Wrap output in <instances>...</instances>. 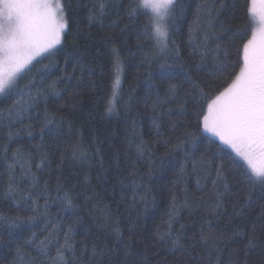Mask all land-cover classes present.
<instances>
[{
    "label": "snow or ice",
    "instance_id": "6c2138e0",
    "mask_svg": "<svg viewBox=\"0 0 264 264\" xmlns=\"http://www.w3.org/2000/svg\"><path fill=\"white\" fill-rule=\"evenodd\" d=\"M70 8L66 0H0V97L11 101L7 107H0V161L3 163L0 202L8 204L15 213L0 211V229H6L11 235L24 223L32 226L30 236L23 240L24 246L35 252L30 264H129L127 258L131 255V245L128 240L133 238L136 228V222L131 221V210L137 204H143L146 210L148 204L154 202L155 198L150 196L151 178L163 158L182 155L172 183L173 187L184 185V199L180 200L170 190L166 230L163 233L158 230L156 242L164 246L166 252L182 253L184 264H222L219 253L212 249H219L220 244H224L226 229H233V239L224 247H232L237 240L244 243L241 264H248V252L256 249L257 227L264 232V209L258 224L245 221L251 197L241 195L243 189L256 188L264 194V0H250L247 7L249 16L259 17V31H252L251 38L240 33L228 37L230 42L242 41L235 65L228 62V49L222 44L225 37L219 34L226 31L225 21L220 19L224 8L222 0H205L198 5L189 28V43L192 44L194 39L198 41L193 44L192 54L198 56L199 63L192 67L184 62L172 38L177 21L183 16V5L179 0H79L77 13L83 10L89 33L94 28L106 33L101 43L115 44L116 30L123 34L140 18L141 9L147 10L150 13L148 22L138 34L137 41L153 42L151 47L158 56V78L162 83L154 86V82L148 80L144 103L151 115L147 118V125L139 113L125 121L127 175L120 174V157L118 154L114 156L118 168L115 179L121 188V199L129 205L126 209L131 221L127 225L128 240L116 219L105 235L77 245L74 237L80 217L76 215L71 223L58 230V234L62 233V242L57 240L53 246L54 237L50 231L54 227L50 215L53 205L63 211L77 207L74 199L77 193L74 186H66L70 178L65 176L62 168L67 149L60 153L58 160H53L41 145L35 146V152L25 148L20 132L26 130L29 137L32 135L30 122L34 116L39 118L36 110L41 105L44 106L40 121L42 132L64 123L62 116L49 112L48 104L50 100L58 103L57 98H62L68 88L74 87L70 81L74 78L75 66L72 75L66 69L75 57L65 55L64 69L59 68L57 59L65 53L67 41L75 38L70 35ZM121 21H125L123 26ZM88 39L96 37L89 36ZM112 55L117 75L113 97L106 108L108 113L115 111L118 102L116 89L122 70L118 48H112ZM209 56L213 68L205 71ZM142 62L151 77L153 58L145 55ZM201 71L224 83L211 90L210 83L200 77ZM61 83L65 85L63 89ZM77 95L78 92L73 90L71 98L74 100ZM149 99L150 105L147 103ZM146 136L149 139H145ZM158 148H163L162 155H157ZM71 155L82 162L88 160L82 142L72 146ZM98 159L103 169V158ZM138 161L146 162V173L139 172ZM188 164L197 173L196 188L191 193L185 182ZM202 179L205 182L202 183ZM89 182L87 175L80 181L85 188ZM125 192L131 193L130 199L124 198ZM189 196L200 201H205L206 196L211 199L189 204ZM185 207L190 211L205 210L190 238L185 234L184 224L180 223L179 229L175 227L180 210ZM105 218L114 219L110 215ZM56 219L59 220V215ZM41 222L44 226L39 229L40 234L48 233L43 238L34 230ZM248 225H251L250 231L246 230ZM140 243L143 244L142 238ZM260 250L264 252V248ZM19 252L20 248L17 249ZM122 254L124 259H121ZM213 255L217 256L215 261L211 258ZM136 259L139 264H147L146 259Z\"/></svg>",
    "mask_w": 264,
    "mask_h": 264
},
{
    "label": "trees",
    "instance_id": "16d2710c",
    "mask_svg": "<svg viewBox=\"0 0 264 264\" xmlns=\"http://www.w3.org/2000/svg\"><path fill=\"white\" fill-rule=\"evenodd\" d=\"M78 2L79 0H66V3L71 5L69 15L72 21V31L70 35L75 38L67 41L65 53L57 57L60 69L65 68V55L70 54L75 57L69 62L66 69L67 73L72 75L73 66H75V75L70 81L74 87L68 88L67 93L62 98H57L58 103H53L50 100L48 104L49 112L62 116L64 123L60 127L45 128L42 132L40 121L44 116V106L41 105L36 110L39 113V118L34 116L30 122L32 135L29 137L26 130L20 132L25 148H30L35 152V146L41 145L45 151L52 155L53 160H58L60 153L67 149L62 168L65 176L70 178L66 186L69 188L74 186V192L77 193L74 198L77 207L75 210L63 211L57 205H53L50 214L54 224L53 229H50L54 237L53 246L57 240L62 242V233L58 234V230L71 223L76 215L80 217V223L76 226L74 237V242L77 245L81 242L90 243L91 239L105 235L111 230V225L116 222V219L119 220L125 239L128 240L127 225L131 221H135V235L131 240H128L131 245V255L127 258L129 264H132L134 260L136 264H139L137 257L146 259L147 264H184L182 253L179 251L175 254L166 252L164 246L156 242L158 230L160 233L166 230L165 224L168 219L171 199L170 190L174 191L180 200L184 199L182 192L184 185L173 187L172 183L175 174L179 171L182 155L175 158H163V163L151 178L150 196L155 198L154 202L149 203L146 210L143 204H137L131 210V221L129 220V212L126 211L129 205L122 202L121 188L115 179L118 171L117 161L114 159L115 155L118 154L120 157L118 162L120 174L127 175L129 170V166L125 164L126 153L128 152L127 145L124 143L125 121L139 113L144 119L145 126L147 125V118L151 115L144 103L145 93L148 90V80L151 79L154 86H160L162 83L158 78L160 76L159 64L157 63L158 56L151 47L153 42L140 41L138 43L137 41V36L147 24L150 13L141 9L140 18L134 24H130L123 34L117 29L115 32L117 42L115 44L101 43V38L106 33L97 32L95 28L89 33L83 10L81 9L77 13ZM222 2L224 8L220 19L225 21L226 31L219 34L225 37L222 44L228 49V62L235 65L242 41L237 39L235 42H230L228 37L233 33H240L251 38L252 31L258 32L257 25L254 16H249L247 13L250 0H222ZM179 3L183 5V16L178 19L176 29L172 32V38L176 41L184 62L192 67L194 63H199L198 56L194 57L192 54L193 44L198 43V41L194 39L192 44L189 43V28L192 25L198 5L205 3V0H179ZM216 6L219 7V2ZM124 22L121 21V26ZM77 25H79V34H77ZM89 36H94L96 39L90 40L88 39ZM113 47L119 50L122 70L119 74L120 84L116 89L118 102L115 111L108 113L106 108L109 99L113 97V83L117 75L112 55ZM145 55L153 58L151 77L147 75L148 67L142 62ZM204 68L205 71H210L213 68L211 56H209ZM236 70L238 71V69ZM177 71L179 70L177 69ZM205 71L200 72V77L210 83L211 90L214 91L224 83L223 80H214L206 76ZM229 71L232 69L230 68ZM79 81L82 82L78 83ZM64 87V83H61L60 88L63 89ZM73 90L78 92L74 100L71 98ZM10 103V100L0 97V107H7ZM147 103L150 105L151 99ZM190 107L189 105V109ZM27 127L26 124L25 129ZM176 134L179 135V132ZM145 139H149V137L146 136ZM81 142L88 152L86 162L74 159L71 155L72 146ZM156 151L157 155L163 154V148H158ZM98 157L103 158V169L100 168L101 161ZM132 159L135 160V156ZM157 163L160 164L159 161ZM225 163L227 167V162ZM137 167L141 174L148 170L144 161H138ZM2 170L3 163L0 161V171ZM74 174H78V176ZM84 175H87L90 181L86 188L80 183ZM52 179L54 182L55 177ZM229 179H232L230 175ZM196 180L197 173L193 172L191 164H188L185 182L190 193L195 191ZM201 182L205 181L202 179ZM233 183L235 184L236 181ZM241 195L251 197V207L247 208L244 220L255 221L258 224V218L264 209V194L259 188H256L252 190L243 189ZM123 196L125 199H130L131 193L125 192ZM210 199V196H206L205 201H200L193 200L189 196L188 202L189 204L205 203ZM0 211L6 214H15L11 212L9 205L3 202H0ZM57 215H59V220L56 219ZM106 215H110L114 219H106ZM204 215V208L192 209L191 211L187 207L182 208L175 227L179 229V224H184L185 234L190 238L194 235L193 229L197 228L198 222L203 219ZM236 223L239 224L240 221ZM43 226V222H41L39 227L34 229L41 235V238L48 235L47 232L40 234L39 229ZM31 227V225L24 223L19 230L11 235L6 229H0V264H30L35 252L30 247L24 246L23 240L30 236ZM246 230L250 231L251 225H248ZM225 231L227 235L224 237V244H229L233 239V229H226ZM141 238L143 239L142 245L140 243ZM224 244H220L219 249H212L213 252L219 253L222 264H241L244 259L243 248L245 244L239 240L230 248H225ZM187 246L190 247V245ZM18 248H20L19 254L17 253ZM262 248H264V232H261L258 226L256 249L248 252V264H264V252L260 250ZM211 258L215 261L217 256L213 255ZM121 259H124L123 254Z\"/></svg>",
    "mask_w": 264,
    "mask_h": 264
},
{
    "label": "rangeland",
    "instance_id": "374dc122",
    "mask_svg": "<svg viewBox=\"0 0 264 264\" xmlns=\"http://www.w3.org/2000/svg\"><path fill=\"white\" fill-rule=\"evenodd\" d=\"M257 7H259V6H257ZM254 21H255V23L257 25V30L259 31V29L261 27V25L259 23V17L258 16H254Z\"/></svg>",
    "mask_w": 264,
    "mask_h": 264
}]
</instances>
